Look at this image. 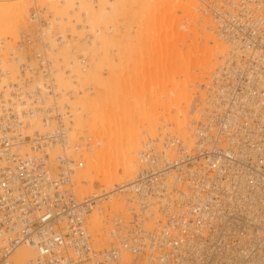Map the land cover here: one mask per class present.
<instances>
[{
  "label": "bare ground",
  "instance_id": "bare-ground-1",
  "mask_svg": "<svg viewBox=\"0 0 264 264\" xmlns=\"http://www.w3.org/2000/svg\"><path fill=\"white\" fill-rule=\"evenodd\" d=\"M216 1L206 0V3L217 8ZM204 2L205 0H0V54L7 57L0 59V72H4V75L0 73V104L4 107L0 108V119H5L6 113L17 111L23 119L21 132L31 138L34 132L45 134L52 129L43 125L40 115L32 114L29 117L23 110L28 105H45L36 101L38 93L49 105L55 106L53 112L62 116L68 143L58 142L46 147L44 154L49 171L54 168L57 172L64 157L75 161L74 170L70 172L68 182L62 186V190L75 202L87 207L83 214L84 229L90 237L89 243L93 251L101 257V251L111 247L119 248L120 261L115 264L136 261L128 250L120 247L119 236L116 235L119 228L124 234L133 228V221L127 220L123 224L120 219H125V215L134 208L128 207L132 206L129 204L130 199L118 198L135 195L132 184L141 168L140 155L146 145L150 143L155 150L165 151L163 137L167 133L168 136L179 139L188 149L193 148L196 143L193 131L201 113L196 103L204 99V88L210 84V80L213 81L224 64L233 72L237 71L238 65L243 61L257 59L254 55L244 60L235 59L245 52V45H248L246 41L244 43L236 27H233L235 33L226 28L224 33L229 38L225 40L220 35L217 19L226 22L233 18L237 24H251L246 12L250 11V16L256 23L252 25L260 26L263 23L258 21L259 18L256 19V13L264 17V3H257L256 9L252 10L254 0H229L227 10L221 13L219 9L214 8L212 11L211 7L206 8ZM32 3L38 13L45 15V28L40 25L36 28L45 34L44 42L51 50L48 59L56 66L53 67V77L50 80L53 81L54 88H51L54 94L56 92V98L45 97L48 82L45 78L29 83L31 100L19 99V93L11 92L13 86L21 80L20 65L23 62L28 65L33 62L26 59L27 53L23 49L18 53L14 50L15 36L18 33L16 25H12L10 19L13 17L18 25L20 21H29L26 17ZM208 9L225 15L215 18L212 13L209 14ZM238 10L243 12L246 21L237 19ZM109 29L114 31L110 32ZM59 40H62L61 44ZM220 42L227 47L236 44V54L230 48L225 56ZM115 46L118 48L117 54L112 56L111 52L115 49L111 48ZM261 57L264 58V54ZM118 61L121 64L122 78L127 77L128 80L131 77L130 83L124 79L127 82L125 86L123 81L124 90L132 91L135 102L131 106L126 101L121 103V113L114 116L115 129L111 138V133L106 131L103 124V115L95 107V101L99 99L96 95L110 86L112 76L117 77L119 74L116 72ZM249 73L246 68L245 74L248 75L242 79L248 78ZM228 85L221 92L208 91V108L219 112L218 120L224 119V108L230 102L235 104L236 114L241 113L246 118L250 115L251 121L256 123H247L238 117L234 119L233 129L237 132L235 140H238L237 143L245 141L248 151H264V94L258 88L256 91L260 96H252V88L249 86L245 88L250 92H239L231 80ZM147 98L150 99L148 102ZM222 98L225 102L215 105ZM242 100L248 108L247 115L239 104ZM14 128L15 126L8 128L4 121H0V135L11 134ZM24 153H32L29 146L22 147L21 154ZM167 153L175 155L176 151L171 148ZM4 163L15 169L7 156L0 153V168ZM53 174L52 177H57L56 173V176ZM99 187L104 190L95 192ZM242 187V180L231 177L226 200L231 204L241 205L246 199L256 202L264 198L263 190L255 188L249 191L248 187ZM232 189L234 190L231 191ZM86 200L94 203L85 204ZM170 201L176 202L173 198ZM246 205L254 217V225L248 226L242 220L239 226L242 234L237 233L239 244L235 247L225 245L226 256L214 264H242V254L238 248L252 247L254 240L264 233V205L259 208L255 203ZM135 206L138 207L136 203ZM137 210L145 215L143 220L147 223L146 226L145 223L139 226L154 229L161 217L156 204H151L150 210ZM107 217L110 220H105ZM116 218H119L116 220L117 225L111 222V219ZM223 222L224 220L219 225ZM234 231L237 229L234 228ZM204 248L208 247L204 245ZM262 252L264 254V250ZM38 257L33 245L24 244L16 249L12 260L19 264L34 262ZM255 257L260 258V255Z\"/></svg>",
  "mask_w": 264,
  "mask_h": 264
},
{
  "label": "built area",
  "instance_id": "built-area-1",
  "mask_svg": "<svg viewBox=\"0 0 264 264\" xmlns=\"http://www.w3.org/2000/svg\"><path fill=\"white\" fill-rule=\"evenodd\" d=\"M228 1H216L221 13L227 10L226 6L231 0ZM254 1L252 10L256 9L257 3H264V0ZM246 12L251 24H237L233 18L226 22L222 19L220 23V18L217 19L220 35L228 40L224 31L236 27L248 46L245 45V52L235 59L244 60L250 55L257 59L243 61L237 71L233 72L226 68L224 63L227 61L223 62L219 73L204 88V99L196 103L201 113L193 131L195 146L188 149L179 139L166 133L163 137L165 151H157L154 145L148 143L140 155L141 168L132 184L135 194L133 200L144 211L150 210L151 204L155 203L161 217L154 229L138 226L139 218L135 215L132 229L125 231V234L121 228L117 230L120 247L136 258L130 264H214L226 256L225 245L235 247L239 244L237 233L242 234L239 228L242 220L248 226L254 225V217L247 210L246 204L255 203L257 208L264 205V198L256 202L246 199L241 205L226 200L231 177L242 180L243 187H248L249 191L255 188L264 191V151H248L245 141L237 143L238 140H235L237 132L233 129V121L236 117L247 123H256L247 115L248 108L243 104L245 101L239 104L243 106L247 118L241 113L236 114L235 104L230 102L224 108L222 120H218L219 112L208 108L206 101L208 91H224V87L229 86V80L234 82V88L239 92H250L245 88L249 86L252 88V96H260L256 91L258 88L264 94V58L261 57L264 54V17L256 13V19L259 18L258 21L263 24L252 25L256 23L250 11ZM36 13L38 18L34 15V27L20 33L14 47L17 53L23 49L27 53L26 59L33 62L20 65L21 80L11 91L19 93V99L31 100L28 85L38 78L48 81L45 97H57L51 88H54L53 81H50L54 70L48 59L51 50L44 42L45 34L42 30H35L36 25L43 29L45 26L38 11ZM212 14L213 17L225 15L216 12ZM236 15L242 22L247 20L241 10ZM59 42L61 44L62 40ZM230 48L236 54L237 45L230 44ZM246 68L250 75L242 79L248 75L245 74ZM1 74L4 75V72ZM38 96L36 101L45 105H28L23 113L29 117L32 114L40 115L43 125L50 127L51 132H34L33 137H27L21 132L23 119L17 111L6 113L5 119H0L8 128L15 126L11 134L0 135V153L15 165L13 169L4 163L0 168V264H17L12 260L13 254L24 244L33 245L39 257L34 262L19 264H115L120 258L119 248L103 250L101 257L93 251L90 237L84 229L83 214L87 207L75 202L62 190L70 172L74 170L75 161L64 157L60 161L57 177L50 174L44 152L48 145L58 142L67 145V130L63 127L62 116L54 114L55 106L49 105L40 93ZM19 99L17 101L21 104ZM221 102H225L223 98L215 105ZM262 106L264 108V102ZM0 108H4L2 103ZM24 146H29L32 153L22 155ZM171 148L175 149V155L167 153ZM172 198L176 202H171ZM91 202L86 200L85 204ZM262 210L264 213V206ZM223 220V224L219 225ZM204 245L208 248L205 249ZM238 250L242 254V264H264V233L254 240L252 247ZM257 255L260 258H256Z\"/></svg>",
  "mask_w": 264,
  "mask_h": 264
},
{
  "label": "rangeland",
  "instance_id": "rangeland-1",
  "mask_svg": "<svg viewBox=\"0 0 264 264\" xmlns=\"http://www.w3.org/2000/svg\"><path fill=\"white\" fill-rule=\"evenodd\" d=\"M204 4V6L205 5H207V6H205L206 8H210L211 6H208L209 4H207L206 2H204L203 3ZM32 5H33V7H32ZM213 7V6H212ZM211 7V10L212 11H214V8L215 9H218V8H216V7H214V8H212ZM210 9H208V11H209V14H211L212 12H210L211 11ZM29 12V15H28V13H27V17H26V19H29V21H27L26 20V23H23V22H19V25L18 24H16V22L14 21V18L12 17L10 20H11V23H12V25L14 24V25H16L15 26V30H16V33H18V34H20V33H23L24 31H27V29H29L30 27H34V24H33V18H34V15L36 16V18H38L37 17V10L35 9V5H34V3H32L31 5H30V7H29V10H28ZM39 12V11H38ZM33 13V14H32ZM214 13V12H213ZM31 14V15H30ZM39 15H40V17H42V21L44 20V18H45V15H42V13H39ZM212 16H213V14H211ZM31 16V17H30ZM10 16H8V18H9ZM30 17V18H29ZM217 17V16H216ZM215 17V18H216ZM218 18V17H217ZM31 19V20H30ZM219 19V18H218ZM220 21L219 22H221V19H219ZM33 21V22H32ZM15 22V23H14ZM38 25H36L35 26V30H37V27ZM37 27V28H36ZM110 30V32H112V31H114V30H112V29H109ZM18 34H16V36L15 37H17L16 39L18 40V37H19V35ZM18 35V36H17ZM54 35H55V37H57V34L56 33H54ZM15 39V44H16V40ZM220 44H222L221 42H220ZM116 47V48H115ZM115 47H113V48H111L112 50H114V51H112L111 53H112V56L114 55V56H116V54H117V46H115ZM222 48H224V50H225V56H226V54L228 53V51L230 50V46H228L227 47V45L224 43V44H222ZM56 57L58 56V53H56V55H55ZM0 59L1 60H3V59H7V57L6 56H4L2 53L0 54ZM119 62V61H118ZM117 62V63H118ZM127 64H129V62H127ZM121 64H120V62L118 63V65L116 66V72H117V77H115L114 75L112 76V78L110 79V82H109V84H110V86H108V87H106L105 89H103L102 90V92L100 91L99 92V94H97L96 96L97 97H99V99L97 100V101H95V107L96 108H98V110L101 112V114L103 115V117H104V121H105V123H103L104 125H105V127L107 128V132H110L111 133V138L113 137V135H114V132H113V130L115 129V126H114V116L116 115V114H118V113H121V108H120V105H121V103L124 101H126L128 104H129V106H131L132 104H134V100H135V97L133 96V94H132V91H130V89H126V90H124L125 89V87H124V83H125V86H127V82H125L127 79V77H124V79H126L125 81H124V79L122 78L123 77V75L121 74V71H120V69H121ZM54 68H56V66L54 65L53 66ZM119 70V71H118ZM122 75V76H121ZM213 77V76H212ZM105 78H107V76H105ZM131 78V77H130ZM129 77H128V80L127 81H129V83H130V79ZM123 81H124V83H123ZM122 85V88H121V85ZM128 85H130V84H128ZM161 91V89H159L158 90V92H160ZM88 92V91H87ZM148 100H150L149 98H147V102H148ZM162 100V99H161ZM164 101V100H163ZM149 103H151L150 101H149ZM136 105H138V104H136ZM149 105V104H148ZM151 105V104H150ZM139 107V106H138ZM195 143V142H194ZM194 145V144H193ZM192 147V146H191ZM56 171V169H54L53 168V171H52V169L50 168V173L51 174H57L58 175V170L60 171V168H58V170H57V172H55ZM53 174V175H54ZM56 174L54 175V176H56ZM108 187H109V185H107ZM104 187H106V186H104ZM66 189H68L67 188V186L65 187ZM101 189H103L104 190V188L103 187H99L98 189H97V191L95 190V192H98V193H100L101 192ZM102 190V191H103ZM100 191V192H99ZM94 193V192H93ZM90 195V194H89ZM122 195V194H121ZM85 196H88V194L87 195H85ZM85 196H83V197H85ZM119 196H120V194H119ZM82 196H81V198H83ZM114 198H116V197H114ZM124 199V200H128V199H130L129 200V204L130 205H132V206H128L129 208L131 207V208H134V210H130V213L128 214H126L125 215V219H120V222L122 223L123 222V224H124V222L126 221L127 222V220H128V222L129 221H133L134 219L133 218H135V215H136V217H138L139 218V220H138V226L139 225H141V224H144L145 223V226H146V221L145 220H143V218H144V214H141V213H138V211L139 210H137V208L139 209V207H137V206H135V201L133 200V198H135V195H129V196H125V197H119L118 199ZM113 199V198H112ZM102 204H103V202H101ZM101 203H100V205H101ZM105 204H106V202H104ZM104 205V204H103ZM136 205H137V203H136ZM98 207V206H97ZM101 208V207H100ZM137 211V212H136ZM129 217V218H128ZM119 220V218H116L115 220H113V219H111V222H115L116 223V220ZM105 220H110V217H107V218H105ZM125 222V223H126ZM110 224V223H109ZM115 225V224H114ZM116 225H117V223H116ZM122 228H124L123 226H122ZM123 231H124V229H123ZM105 233V232H104Z\"/></svg>",
  "mask_w": 264,
  "mask_h": 264
}]
</instances>
